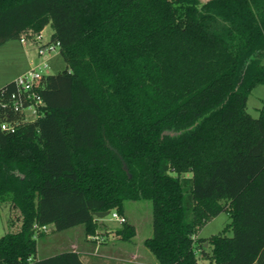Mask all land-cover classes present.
<instances>
[{
	"label": "trees",
	"instance_id": "1",
	"mask_svg": "<svg viewBox=\"0 0 264 264\" xmlns=\"http://www.w3.org/2000/svg\"><path fill=\"white\" fill-rule=\"evenodd\" d=\"M47 25L65 67L42 81L44 116L0 130L14 228L0 264H84L37 258L42 227L93 235V212L135 200L151 203L158 264H264V110H246L264 84V0H0V46ZM223 210L229 223L197 237Z\"/></svg>",
	"mask_w": 264,
	"mask_h": 264
},
{
	"label": "rangeland",
	"instance_id": "2",
	"mask_svg": "<svg viewBox=\"0 0 264 264\" xmlns=\"http://www.w3.org/2000/svg\"><path fill=\"white\" fill-rule=\"evenodd\" d=\"M199 1L203 3L207 0ZM43 32L46 38L49 37L52 33L51 26L47 25ZM35 53L36 45L30 40L22 43L18 39H13L3 43L0 46V87L25 71L30 66L31 61L37 59ZM64 67L65 63L59 53L50 57L49 73H56L64 69ZM246 110L253 117H258L261 110H264V84L258 85L251 90L247 99ZM124 216L126 222L132 224L135 231L133 237L126 241L113 235L115 230L123 225L112 219L110 214L99 220L97 231L93 235H89L94 237L90 240L85 239L83 225L57 231L50 224L48 229L45 230L47 232L37 238V257L69 251L72 248L71 246L74 245L80 252L86 246L97 257L107 256L113 254L114 251H119L118 257L122 258V261L117 262L120 264H134V261L129 262V258L145 263L155 260L153 254L144 245V240L152 234V208L150 201L135 200L126 202ZM9 218H11V213L8 206L0 203V237L6 231L14 229L12 225H9ZM229 221L227 212L223 210L204 221L198 227L196 235L207 238L220 232ZM226 234L230 235L231 230L229 229ZM199 263L207 264V261L200 260Z\"/></svg>",
	"mask_w": 264,
	"mask_h": 264
},
{
	"label": "built area",
	"instance_id": "3",
	"mask_svg": "<svg viewBox=\"0 0 264 264\" xmlns=\"http://www.w3.org/2000/svg\"><path fill=\"white\" fill-rule=\"evenodd\" d=\"M44 30V29H43ZM43 30L30 36L22 37L20 41L24 43L30 40L36 45V58L32 60L30 66L14 79L15 89L5 94H0V130L7 133H14L20 125L34 122L44 116L45 102L39 92L42 81L48 74L49 59L52 55L59 53L60 42L52 40L51 34L46 38ZM111 218L123 224L126 222L124 216L113 211ZM42 229H46L43 226Z\"/></svg>",
	"mask_w": 264,
	"mask_h": 264
},
{
	"label": "crops",
	"instance_id": "4",
	"mask_svg": "<svg viewBox=\"0 0 264 264\" xmlns=\"http://www.w3.org/2000/svg\"><path fill=\"white\" fill-rule=\"evenodd\" d=\"M9 81H11V80H9ZM49 225L46 226V229H48ZM46 232L47 231H45V233ZM113 235L116 236V238H118L115 233ZM91 238H94V237L93 236H85L86 240H90ZM103 239H104V237H103ZM71 247L72 248L70 250L77 252L79 255H83V256H81V259L83 260L84 264H120L117 261H122V258L118 257V255L120 254L119 251H114L113 254H109L107 256H99V257H97L96 255H94V252L91 249L86 248V246L81 250L82 252H80V250H78V248L76 246H74V245L71 246ZM52 255H54V254L45 255V256L37 257V258H45V257H49V256H52ZM132 256H134V255H132ZM128 260H129V262L130 261H134V264H158L155 260H153L151 262H147V263L139 262V261L133 260L132 258H129Z\"/></svg>",
	"mask_w": 264,
	"mask_h": 264
},
{
	"label": "water",
	"instance_id": "5",
	"mask_svg": "<svg viewBox=\"0 0 264 264\" xmlns=\"http://www.w3.org/2000/svg\"><path fill=\"white\" fill-rule=\"evenodd\" d=\"M93 215L99 219H103L104 217H106L108 215V211H97V212H93Z\"/></svg>",
	"mask_w": 264,
	"mask_h": 264
}]
</instances>
